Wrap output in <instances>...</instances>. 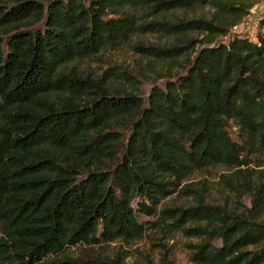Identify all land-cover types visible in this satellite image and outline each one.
<instances>
[{"label": "trees", "instance_id": "obj_1", "mask_svg": "<svg viewBox=\"0 0 264 264\" xmlns=\"http://www.w3.org/2000/svg\"><path fill=\"white\" fill-rule=\"evenodd\" d=\"M256 2L0 0V264H112L88 251L141 239L175 192L192 203L156 224L197 239L192 263L264 264V35L232 33ZM155 33L169 47L140 49L180 72L146 96L79 69ZM216 167L249 207L181 190Z\"/></svg>", "mask_w": 264, "mask_h": 264}, {"label": "rangeland", "instance_id": "obj_2", "mask_svg": "<svg viewBox=\"0 0 264 264\" xmlns=\"http://www.w3.org/2000/svg\"><path fill=\"white\" fill-rule=\"evenodd\" d=\"M262 19L264 0H257L249 15L232 30V33L247 35L254 40L256 34L264 35V28H260L259 25ZM193 38L202 39V36L195 35ZM170 43L169 39L159 33L140 34L133 39L131 46L118 51L103 52L91 60L81 62L79 69L85 73L106 74L111 78L116 76L113 82L115 87L124 86L128 91L146 96L151 87L162 85L166 78H176L180 69L176 64L157 61L153 51L141 50L140 46L165 48L169 47ZM255 162L252 160L248 169L256 170ZM230 174V171L222 167L198 171L185 180L180 188L182 190L189 187L203 195L206 201L226 204L231 209L241 210L244 206L249 207L247 197L242 198L226 186L225 179H232ZM192 196L175 192L161 202L154 215L139 216V221L146 223L144 225L146 232L141 239L94 246L88 252L104 257L112 264H194L190 261L189 246L197 243V239L189 238L183 232L175 230L169 225V221L156 224L162 207H184L192 203ZM81 249L83 247H73L68 253L77 257Z\"/></svg>", "mask_w": 264, "mask_h": 264}]
</instances>
